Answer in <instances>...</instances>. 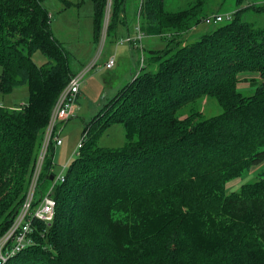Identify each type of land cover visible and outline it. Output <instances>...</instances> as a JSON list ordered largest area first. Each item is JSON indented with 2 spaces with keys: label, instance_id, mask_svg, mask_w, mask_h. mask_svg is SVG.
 Listing matches in <instances>:
<instances>
[{
  "label": "trees",
  "instance_id": "1",
  "mask_svg": "<svg viewBox=\"0 0 264 264\" xmlns=\"http://www.w3.org/2000/svg\"><path fill=\"white\" fill-rule=\"evenodd\" d=\"M44 1L0 0V90L30 92L20 107L0 104V236L26 198L51 113L75 75ZM107 1L93 0L96 39ZM126 1L117 0L110 32ZM163 4L141 1L145 33L146 23L148 31L164 22L192 26L189 14ZM244 12L194 42L151 49L140 73L86 125L78 157L54 187L52 224L35 219L34 244L5 264H264V170L237 191L226 187L264 162V27ZM37 50L48 58L42 67ZM151 63L156 70L146 69ZM245 79L250 93L239 89ZM203 96L222 111L181 117ZM114 124L125 143L101 146ZM51 149L52 140L40 184L54 173Z\"/></svg>",
  "mask_w": 264,
  "mask_h": 264
},
{
  "label": "rangeland",
  "instance_id": "2",
  "mask_svg": "<svg viewBox=\"0 0 264 264\" xmlns=\"http://www.w3.org/2000/svg\"><path fill=\"white\" fill-rule=\"evenodd\" d=\"M66 1H69V5H67ZM118 1L120 2L121 0ZM116 2L117 0L107 1L106 12L100 28L99 37L96 39L94 38L93 33V21L95 15L93 0L44 1L45 6L53 15V32L68 51L71 70L76 72L83 64L87 66L96 61L97 65L92 69L93 71L91 70L92 72H90L89 75H95L102 83L104 82V78H106L109 80L111 86L110 88H107L105 92H100L99 95H96L97 90H94L96 96L93 95L92 92L82 95L76 103V105L79 103V109H77V112L70 118V120L58 124L57 131H61L63 145L57 147L56 150H50V155L52 157L54 155V171L56 174L63 172L66 175L70 165L78 157L76 151L78 150V144L83 139L86 125L101 111L107 101L113 97L121 87L134 78L139 70V67L135 68V70H133L134 74H132L130 78V74L128 73L130 62L128 61L131 60V57L128 52L130 50L132 58L134 59V57L137 56L138 51L131 50L128 44L122 45L123 47H116L115 39H113L115 32L114 30L112 32L109 30V26L116 13L114 11ZM258 5H264V1L164 0L163 6L165 11L169 10L180 14H189L191 16L189 20H193V24L187 29H182V25L177 21L169 23L164 22L160 23V25L156 24V27L153 26L150 28V31H148V24L146 23V30L149 36L147 40L143 41L146 59L147 56H149L151 49L156 53L163 54L171 45L177 42L180 44H187L196 41L203 35V33L210 32L216 27L229 22L231 19H229L228 16L233 15L238 9H245L243 14L245 20L253 22L257 27H264V12H257ZM248 7H251L252 9H248ZM130 9L131 12H134V1L132 3L130 2ZM118 14L120 15V13ZM214 14H222L224 17L223 21L217 24H206L204 18ZM197 17L201 18V21L196 25L194 19H198ZM74 31L77 32V35L72 37L71 32ZM152 31H157L158 33L155 34ZM110 54L116 55L119 61L123 60L119 65H116V69H118V77L115 79H112V73L107 75V72H110V69L105 68L106 59ZM123 56H126V58L124 59ZM32 58L35 64L39 67H42L48 61V58L40 50L35 51ZM96 68L99 69V71L94 70ZM156 68L157 64L151 63L146 69L156 70ZM1 72L2 65H0V73ZM242 77L250 76L242 75ZM239 89L244 93H250L253 91L254 86L249 79H245L242 80ZM29 95L30 92L28 86L15 88L9 93H3L0 90V104L11 108L20 107L28 102ZM103 95L105 98H103ZM221 111L222 107L215 98L211 96H203L198 98L193 104L185 107L180 115L181 117H186L187 115L199 113L201 119H203L217 115ZM125 140L126 137L123 126L121 124H114L104 131L100 136L98 143L101 146L113 148L120 147L125 143ZM262 170H264V162L254 166L248 174L230 180L226 184L228 192L237 191L244 183L255 180L257 174ZM50 184L51 181H46L40 184L36 197L40 198L41 192H46L50 187ZM5 263L6 262H0V264Z\"/></svg>",
  "mask_w": 264,
  "mask_h": 264
},
{
  "label": "built area",
  "instance_id": "3",
  "mask_svg": "<svg viewBox=\"0 0 264 264\" xmlns=\"http://www.w3.org/2000/svg\"><path fill=\"white\" fill-rule=\"evenodd\" d=\"M231 15L228 17L230 18ZM224 19L222 14H214L204 18L206 24H217ZM146 38V33L138 24L136 34L134 36L122 37L118 40L119 45L130 44L140 50L139 70L134 78L140 73L145 66V52L143 49V41ZM96 61L84 66L79 72L75 73L69 80L68 84L60 93V96L53 108L51 117L46 129L43 143L39 152L38 160L34 167L31 183L26 195V198L18 210L11 226L0 236V262H7L9 259L23 251L26 247L34 244L32 237L33 221L35 219L51 225L55 217L56 200L53 197V190L57 183L63 182L66 175L61 172L52 175L54 177L46 192L41 193L40 198L36 197L37 190L40 186L41 174L45 162V157L50 146L51 140L56 146L63 143L60 132L57 131V126L60 122L68 121L75 112L78 96L81 92L82 83L86 80L87 74L95 68ZM116 65V56H111L105 63L106 69H112ZM133 78V79H134ZM86 136V134H84ZM84 144V138L78 144L76 153ZM54 169V168H53Z\"/></svg>",
  "mask_w": 264,
  "mask_h": 264
},
{
  "label": "crops",
  "instance_id": "4",
  "mask_svg": "<svg viewBox=\"0 0 264 264\" xmlns=\"http://www.w3.org/2000/svg\"><path fill=\"white\" fill-rule=\"evenodd\" d=\"M134 1V12H131V9H130V2L132 3ZM141 1L142 0H127L126 2H125V9L124 10H121V12H120V15H118V18H117V27L115 28V30H114V32H115V35H114V37H113V39H115V45H116V47H118V46H120V47H123L122 45H119L118 44V40L120 39V38H122V37H126V36H134L135 34H136V28H137V26H138V24H140V26L142 25V21H143V17L141 16V10H140V4H141ZM264 1V0H263ZM69 2V1H68ZM68 2H66L67 3V5H69V3ZM255 2V1H254ZM259 2H262V1H259ZM252 4V3H251ZM133 7V6H132ZM168 13L170 12V13H175L174 11H167ZM50 15H51V18L53 19V15L50 13ZM52 22H53V20H52ZM93 23H94V21H93ZM52 24L53 23H51V29H52ZM52 31H53V29H52ZM54 33V32H53ZM93 33H94V38H95V27H94V31H93ZM147 34V33H146ZM55 35V34H54ZM77 35V32L76 31H74V32H71V36L72 37H75ZM57 37V36H56ZM106 37H107V35H106ZM58 38V37H57ZM149 38V36H148V34L146 35V38L144 39V40H147ZM59 41H60V39H59ZM61 42V41H60ZM124 45H126V44H124ZM129 45V47H130V49L131 50H133V51H138V53H137V56H135L134 57V59L132 58V55H131V52H130V50H129V52H128V54H129V56L131 57V60L130 61H128V62H130L129 63V68H128V73L130 74V78H131V76H132V74H134L133 73V70H135V68H138V64H139V56H140V50L138 49V48H135L133 45H130V44H128ZM117 49V48H116ZM143 49L145 50V48H144V43H143ZM111 56H113V54H110L109 55V57L106 59V61L111 57ZM116 56V55H115ZM123 58L125 59L126 58V56H123ZM116 65L118 64H120L121 62H123V60H118V57L116 56ZM89 61V60H88ZM116 65L114 66V68L113 69H110L109 71L110 72H107V75L109 74V73H112V79H115V78H117L118 77V69H116ZM84 66H86L85 64H83L81 67H80V69L78 70V71H76V72H73V73H77V72H79ZM115 69V70H114ZM94 70H96V71H99V69H94ZM93 71V70H92ZM92 71H90V72H92ZM113 71V72H112ZM89 72V73H90ZM89 73L87 74V80H86V82L82 85V87H81V92H80V94H79V96H78V99H80V97H82V95H86V93H88V92H92V94L93 95H95V92H94V90H97V92H96V95H99L100 94V92H105L106 91V89L107 88H110L111 86H110V82H109V80L108 79H106V78H104V82L102 83L99 79H97L96 78V76L95 75H89ZM89 75V76H88ZM97 75V74H96ZM111 75V74H110ZM129 82H131V80L130 81H128V83ZM127 84V83H126ZM106 87V88H105ZM114 88V87H113ZM112 88V89H113ZM122 88V87H121ZM120 90V89H119ZM105 94V93H104ZM95 95V96H96ZM103 98H105L104 97V95H103ZM76 107L77 108H75V112H74V114L77 112V109H79V103L76 105ZM73 114V115H74ZM72 115V116H73ZM70 120V119H69ZM58 132H60V136H61V131H58ZM63 145V143L61 144V145H59V146H56L55 147V150L57 149V147H60V146H62Z\"/></svg>",
  "mask_w": 264,
  "mask_h": 264
},
{
  "label": "water",
  "instance_id": "5",
  "mask_svg": "<svg viewBox=\"0 0 264 264\" xmlns=\"http://www.w3.org/2000/svg\"><path fill=\"white\" fill-rule=\"evenodd\" d=\"M51 180H53L54 179V177L53 176H51V178H50Z\"/></svg>",
  "mask_w": 264,
  "mask_h": 264
}]
</instances>
